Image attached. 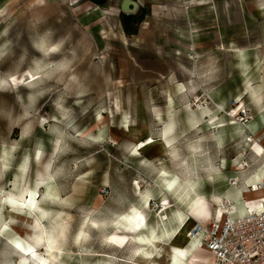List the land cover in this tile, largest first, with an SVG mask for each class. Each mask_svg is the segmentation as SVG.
I'll use <instances>...</instances> for the list:
<instances>
[{
  "label": "rangeland",
  "instance_id": "374dc122",
  "mask_svg": "<svg viewBox=\"0 0 264 264\" xmlns=\"http://www.w3.org/2000/svg\"><path fill=\"white\" fill-rule=\"evenodd\" d=\"M167 49L174 74L177 63L187 65V49L214 51L217 75L209 79L229 103L207 96L197 103L208 93L199 86L178 110L211 107L223 117L220 123L201 131L197 150L154 151L148 158L124 130L141 115L161 137L164 124L155 116L166 107L161 72ZM247 80L249 99L242 100ZM262 82L264 0H108L97 7L89 0H0V264H128L119 261L127 260V251L105 238L120 215L141 206L136 196L162 186L165 171L192 174L208 189L218 159L243 152L254 158L251 148L263 139ZM140 95L142 103L136 102ZM243 108L254 118L246 128L238 123ZM220 126L228 129L221 143ZM30 192L36 211L21 206ZM204 194L214 206L212 219L222 202L239 216L262 201ZM152 198L147 207L155 215L163 202ZM6 212L15 216L6 221ZM19 241L39 254L21 257Z\"/></svg>",
  "mask_w": 264,
  "mask_h": 264
},
{
  "label": "crops",
  "instance_id": "0c3cea01",
  "mask_svg": "<svg viewBox=\"0 0 264 264\" xmlns=\"http://www.w3.org/2000/svg\"><path fill=\"white\" fill-rule=\"evenodd\" d=\"M186 51L187 52H185V54L188 56V58L185 59L187 65L177 63L178 67L176 69V74L170 73L172 57H169V55L172 54H169V49H167L166 52L168 58L165 60L162 59V99L166 104V107L155 116V118H159L162 124H164L160 129L161 137H157L156 129L146 125L153 139L159 140L161 138L166 141V151L161 152L160 156H168L170 152L178 150L184 151L186 149L188 150L189 148L192 150H197L200 146V142L198 139L197 141L196 138L202 130L211 125H206L204 120L208 119L217 124L220 123L221 119L223 118L220 116L217 110H214L211 107L206 108L208 111L205 113L204 111L206 109L201 111H193L187 108L178 110L181 104H186L191 98L199 94V86L202 85L208 92L204 95L202 101L205 100L207 96L213 101V103L224 105L229 103V98L218 94V89L215 87V80L209 79L211 77L215 78L217 75L216 54L214 51L207 50L201 52L199 49H187ZM166 62L167 64H165ZM247 76L248 74L246 77ZM205 77H208L207 80ZM249 82L250 80H247V91L241 90L240 92V98H242V100L249 99ZM261 86H264L263 82ZM257 97L261 96L257 95ZM136 102H144L141 95L140 98L136 99ZM262 128L264 129V127ZM220 129L221 130H218V132L221 133H218L220 135L217 139L221 143L222 141L224 142L227 140L228 129L227 126H220ZM251 133L254 134L253 132ZM256 137L257 136L254 138ZM256 145L257 144L251 148L250 152V154L252 153L254 155L253 159L248 157L247 152L241 153V158L238 159H227L226 157L218 159L217 167L214 169L215 180L213 182V187H209L208 189H206L204 185L200 184L192 174H190V176L179 173L170 175L175 178L174 182L177 187L190 188L191 185L195 193L201 194L204 197V193L206 192L209 194V196L213 194V197L215 198H226L232 194L240 195L241 197L243 192L242 188L244 185L246 187H250L259 183L264 178V152L260 155L256 150ZM260 146L264 149L262 141ZM239 164H241L240 167H238ZM243 164H248V167L245 168ZM234 177H237L239 181V186H237L235 189L230 188V185L228 184V181ZM189 192L190 194H193V191L189 190ZM144 196H147V201L144 199ZM152 197L161 199L162 202L165 199L168 200L171 204V208L168 210H163L158 216L153 215L150 209L147 207V203L149 201H153ZM183 197L186 199L185 195H183L182 198ZM136 198L137 202L141 203V206L135 207L128 215L132 214L135 209L140 211L142 221L139 218H136V222L140 223L141 230L139 232L141 236L131 234V239L133 241H137L141 237L148 239L152 236V233H154L162 244L169 248V250H173L175 256L181 260V264H187L185 262L190 257V252H186L185 256L182 257L177 251L173 249V247H171L172 242L175 239L176 232L189 218V212L185 204L186 202H181V199L177 195H171L170 193H167L164 190L163 184L160 188H154L151 193H148V195L140 194L139 196H136ZM125 216L127 215H120L117 221H115V225L120 224L123 217ZM198 223L202 222L199 220L195 221L192 225V228ZM119 251L121 252L122 250L119 249ZM198 256L199 260L195 264H211L213 262V256L206 250H202Z\"/></svg>",
  "mask_w": 264,
  "mask_h": 264
},
{
  "label": "bare ground",
  "instance_id": "6f19581e",
  "mask_svg": "<svg viewBox=\"0 0 264 264\" xmlns=\"http://www.w3.org/2000/svg\"><path fill=\"white\" fill-rule=\"evenodd\" d=\"M37 79V78H34ZM198 99V97H196ZM200 105V104H199ZM199 109H203V107L199 106ZM206 109L204 111L207 112ZM231 116L235 117L236 113H231ZM104 122H101L99 125L103 126ZM212 126L215 125L213 121L211 123ZM126 136L133 142L137 143L136 151L148 158H152L151 152H165L166 151V141L163 139L155 140L152 138L151 133L144 123L142 116H139L138 122L135 125H128L124 130ZM260 135L263 136L262 144L264 146V129L261 131ZM261 136H257L259 138ZM255 138V139H256ZM256 150L259 154H263L264 149L260 145H256ZM243 166L248 167L245 164ZM161 182L163 184L164 190L171 195H177L180 199L182 196H186V208L189 212V218L180 226L179 230L176 232V236L174 241L172 242L173 249L177 251L182 257L185 256L186 252H190V257L186 260L187 264H195L199 260L198 254L205 250L201 247L200 236L192 238V225L195 221L199 220L202 223H207L213 218L214 214V206L201 194L195 193L193 187L190 185V188H182L177 187L174 180L168 172H164L160 176ZM254 187V191L251 189L250 191H243L241 194V198L247 201L250 204L256 203L258 200H264V190H259L256 184L252 185ZM190 191H193V194H190ZM30 200L21 202V206L29 211H36L38 207L36 206V198L33 192H30ZM144 199L147 201V196H144ZM166 200V199H165ZM163 210H168L171 208V204L168 205L162 204L160 206ZM217 218L218 220H222L225 217V210L221 207H217ZM215 209V210H216ZM216 212V211H215ZM42 215L46 216V212L42 211ZM11 216H15L12 213L6 212L5 220L8 221ZM136 218H139L142 221L141 213L138 209H135L134 212L130 215L123 217L122 222L116 225L115 231L109 234L105 241L108 245L114 246L122 251H127L128 258L127 260L119 259L120 262H127L128 264H181V260L175 256L173 250H169L164 244L160 242V240L152 233V236L148 239L141 237L137 241H133L131 239V234H135L137 236H141L140 234V223L136 222ZM32 226L33 219H27ZM38 226H36L37 229ZM122 229V231H121ZM44 230L42 232L44 233ZM49 248H53L51 246V238L47 236L45 238ZM16 248L21 257L25 258L28 255L36 254L39 252H34V246L30 244H25L19 241L16 244ZM205 260V259H203ZM38 264H45L44 262H39ZM183 264V263H182Z\"/></svg>",
  "mask_w": 264,
  "mask_h": 264
},
{
  "label": "built area",
  "instance_id": "2783aa9c",
  "mask_svg": "<svg viewBox=\"0 0 264 264\" xmlns=\"http://www.w3.org/2000/svg\"><path fill=\"white\" fill-rule=\"evenodd\" d=\"M201 101L199 96L197 103ZM225 115L231 116L228 113ZM253 120L250 110H240L239 125L246 128ZM254 141L255 138L249 137L247 142ZM228 184L237 187L238 178H231ZM256 185L259 190H264V178ZM254 187L251 186L250 189L254 191ZM100 193L103 196L110 194L107 188L101 189ZM219 207L225 210L222 220L217 218L207 223H198L191 232L192 238L200 236L201 247L213 256L211 264H264V200L257 207L249 208L239 216H235V207L231 203L222 202ZM162 211L163 209L159 214ZM159 214L156 212L155 215Z\"/></svg>",
  "mask_w": 264,
  "mask_h": 264
},
{
  "label": "water",
  "instance_id": "95a60500",
  "mask_svg": "<svg viewBox=\"0 0 264 264\" xmlns=\"http://www.w3.org/2000/svg\"><path fill=\"white\" fill-rule=\"evenodd\" d=\"M89 1L96 6H104L108 0H89Z\"/></svg>",
  "mask_w": 264,
  "mask_h": 264
},
{
  "label": "snow or ice",
  "instance_id": "6c2138e0",
  "mask_svg": "<svg viewBox=\"0 0 264 264\" xmlns=\"http://www.w3.org/2000/svg\"><path fill=\"white\" fill-rule=\"evenodd\" d=\"M163 204L164 205H168L169 204V201L168 200H164L163 201ZM161 209L159 208V207H157V214H159V211H160Z\"/></svg>",
  "mask_w": 264,
  "mask_h": 264
}]
</instances>
